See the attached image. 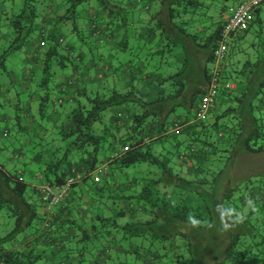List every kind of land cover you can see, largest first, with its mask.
Here are the masks:
<instances>
[{
    "label": "trees",
    "instance_id": "16d2710c",
    "mask_svg": "<svg viewBox=\"0 0 264 264\" xmlns=\"http://www.w3.org/2000/svg\"><path fill=\"white\" fill-rule=\"evenodd\" d=\"M55 1L65 8L54 24L70 22L71 31L80 40L84 36L86 31L79 25L81 6L95 0H10V8L0 11V33L7 37L0 46V85L10 73L8 60L31 39L35 24ZM98 1L108 28L103 31L93 17L89 22L92 36L103 45L116 26L128 28L125 17L130 11L109 0ZM143 6L151 17L147 36L156 35V41L140 40L133 30L131 45L124 40L119 48L128 49L132 58L142 60L151 71L171 67L177 52L183 54V62L179 67L175 64L178 71L174 73H160L164 93L154 101L144 99L135 87L125 91L79 87L66 115L70 125H59L54 135L33 139L24 151L39 166L42 185L32 188L21 172L10 173L0 144V210L13 221L11 230L0 236V264H45L44 252L36 251L35 245L20 249L8 245L20 234L44 225L50 230L54 221L64 220L71 203L69 193L52 213L42 215L38 189L59 187L78 173L82 179L71 186V192L90 178L112 137L104 119L117 106L131 109L134 134L121 140V150L108 158V168L115 165L118 174L145 167L143 175L132 181L138 189L130 199L144 216L124 222V209L113 206L112 214L95 215L87 227L72 224L76 234L62 245L50 234L46 240L58 248L57 264H67L71 256L79 257L78 264H102L103 260L113 264H264V183L239 185L236 179L243 175L234 173L243 156L264 153L263 13L257 10L246 29L232 36L214 106L200 120L196 112L210 85L225 23L212 20V7L205 0H146ZM48 41L52 43L44 55L39 82L44 92L38 112L41 121L48 119L52 103L63 105L62 100L51 98L57 93L55 69L75 63L68 54H61L55 34L48 35ZM134 59L131 63L138 68ZM16 111L13 126L1 132L2 139L17 136L19 130L28 133L19 108ZM179 112L189 116L179 121ZM254 176L262 178L264 173Z\"/></svg>",
    "mask_w": 264,
    "mask_h": 264
},
{
    "label": "crops",
    "instance_id": "0c3cea01",
    "mask_svg": "<svg viewBox=\"0 0 264 264\" xmlns=\"http://www.w3.org/2000/svg\"><path fill=\"white\" fill-rule=\"evenodd\" d=\"M109 1L111 4L124 5L130 11L127 17H125V21L129 26L128 28L123 25L116 26L109 35V38H106L103 45L98 43L92 36V31L90 30L89 19L91 17L99 20V25L103 31L108 28L105 23L106 13L100 9V6L95 1L81 6L79 25L86 31L81 40L71 31L70 22L60 23L58 25L54 24L56 17L64 13L65 6L60 1L51 3L49 9L43 12L42 18L35 24V32L32 34L31 39L25 43L19 53L14 55L16 62L13 61V64L15 62L17 68L11 65L9 67L11 68L9 69V75L5 78L4 83L0 85V100L4 99L3 103H0V109L3 110L6 106L13 107L15 110L19 108V114L23 110L25 116L23 121L28 131V133H22L19 130L17 136L16 133H13L9 138L2 139L1 132L12 127L13 122L6 121L0 114V144L4 145L3 162L10 173L18 174L21 172L24 180L29 181L27 183L32 188L42 185L41 171L39 166L28 160V155L30 154L27 155L24 151L29 150L28 148L31 147L33 139L36 140L48 133L54 135L56 133L55 129L59 125H70V120L66 115L71 110V100L79 87L84 84L97 85L106 89L116 87L121 91H125L129 87H135L136 92L144 99L154 101L164 93L163 87L160 85V81L164 75L161 74L178 71L175 64L179 67L183 62V54L177 52L173 59L175 64L171 67H167L161 71H151L142 64V60L139 62L138 59L132 58L133 55H131L128 49L123 51L119 48L124 40L126 44L131 45L133 41L131 39L133 30L140 34L139 38H142L140 40L154 42L157 36L154 34L150 37L147 36L146 25L149 24L151 17L150 12L143 6L146 0ZM224 1L229 2L225 4ZM240 1L205 0L206 4L212 7V20L223 23L228 19L229 7L235 6ZM0 3L9 4L8 8L11 6L10 0H0ZM3 10L4 8L0 6V11ZM52 34H55L57 37L61 54H68L74 59L75 63H68L64 67H57L55 69L54 84L57 87V93L54 95L51 94V97L54 98L52 100L53 102L59 99L62 100L63 105L59 107L52 103L49 109L48 119L41 121L38 112L41 97L44 92L39 88V82L42 77L44 55L48 46L52 43L48 41V35ZM6 38H2L0 33V46L4 44ZM78 54L80 57H78ZM132 59H134V62H137L136 65L138 68L133 66V63H131ZM16 71L20 73L19 77L16 76ZM18 88H21L22 92H27L26 99L19 100ZM235 90L239 92L240 89L235 87ZM20 104L25 105L24 109L20 108ZM32 107L35 109L33 110ZM131 113V109L128 107L117 106L112 108L110 113L105 117L104 120H107L108 129L111 132L110 134H112L108 149L105 151L106 155L100 158L101 160L97 164L94 172L89 174L90 178L77 184L69 192L71 203L68 214L64 215V220L62 221L61 218L59 221H54L50 230H46L48 226L44 225L36 231L33 230L20 234L8 245L10 248L20 249L27 244L35 245L36 251L44 252L45 264H57L60 262L58 248L55 245H50V242L48 243L46 240V237L50 234L56 238L58 245H62L63 242L69 240L70 235L76 234L71 229L72 224L87 227V222L95 215L108 216L112 214L113 210L111 211V209L113 206L114 209L118 207L124 209V222L141 220L144 214L138 210L136 204L130 202V199L137 195L138 189L132 181H134L135 177H141L143 175L145 167L139 165L118 174L114 173L115 169L113 168H115V165L109 166L108 168L110 163L108 158L113 157L121 150L119 147L121 146V140L134 134L131 120L129 119ZM178 116L179 121H184L189 114L179 112ZM174 118L176 117L173 116L172 120ZM91 157L92 155H89L87 158L91 159ZM103 165L106 166V171L101 174H96V169ZM26 166H31L32 170L35 168L39 174H36L32 170L26 174L25 168H23ZM186 166L190 169L191 163L187 162ZM79 167L81 166L79 165ZM107 173H109L108 176ZM34 180L36 183H33ZM101 181L102 183L97 185ZM47 213L46 209L41 207V214L45 215ZM9 224L12 226L13 221L9 220ZM78 261V256H71L66 263L78 264ZM101 263L113 264L111 260H103Z\"/></svg>",
    "mask_w": 264,
    "mask_h": 264
},
{
    "label": "built area",
    "instance_id": "2783aa9c",
    "mask_svg": "<svg viewBox=\"0 0 264 264\" xmlns=\"http://www.w3.org/2000/svg\"><path fill=\"white\" fill-rule=\"evenodd\" d=\"M264 11V0H241L235 6L229 7L228 19L225 22L221 39L218 48L215 52V63L211 68V80L207 92L201 98L196 112V118L204 120L210 109L214 106L215 98L219 91V75L223 60L227 54L231 38L237 32L245 29L254 19L257 10ZM95 35L99 36V32ZM227 88H232V85H226ZM178 126L175 125L174 131H178ZM127 150L126 147L123 149ZM106 171V166H100L96 169V174H101ZM82 179V175L76 173L66 179L65 183L59 187L41 186L38 191L40 193L41 202L48 213H52L53 209L60 205L68 196L69 190L73 184Z\"/></svg>",
    "mask_w": 264,
    "mask_h": 264
},
{
    "label": "rangeland",
    "instance_id": "374dc122",
    "mask_svg": "<svg viewBox=\"0 0 264 264\" xmlns=\"http://www.w3.org/2000/svg\"><path fill=\"white\" fill-rule=\"evenodd\" d=\"M98 2H99L98 0H95V3L97 5H99ZM228 2L229 1H224L225 4H228ZM0 6L3 7L5 10H8L9 4L0 3ZM261 13L264 14V11H262ZM261 18L264 22V16L263 15H261ZM13 61L16 62V60H14V56H12L8 61L9 67H11V65H12V67L17 68L16 63L14 62V64H13ZM16 76L17 77L20 76V73H18L17 71H16ZM17 92L19 94V100L26 99L25 96L27 95V92H22L21 88H18ZM3 100L4 99L0 100V103H3ZM21 104H23V103L21 102ZM21 104H20V108L24 109L25 105H21ZM32 109L34 110L35 108L32 107ZM16 112L17 111L15 110V108L8 107V106H6L3 110L0 109V114L2 115V117L10 123H11V121L14 123ZM23 113H24V111L21 110L20 115L22 114L21 116L25 117V116H23L24 115ZM32 113H34V112H32ZM36 118H38V117H36ZM2 158H3V156H2ZM23 168H25L26 174L28 171L32 170L31 166H28V167L26 166ZM32 171L36 172V174H39L38 170H36L35 168H33ZM234 171H235L234 172L235 175L239 174V173H241V175H243V177H239L238 179H236L237 180L236 184L244 185L245 183L253 182L256 185H259L261 183H264V176L262 178H258L257 176H254L255 174L264 173V153L257 154V155L256 154H246L245 156H243L242 159H240L237 166H235ZM249 175H251V176H249ZM27 182H29V181H27ZM30 182H32V181H30ZM33 183H36V181L34 180ZM0 211H1L0 212V235L3 236L4 234H6L7 230H9V231L11 230L12 226L9 224V220H11V219L6 214L5 210H0ZM5 246H7V244Z\"/></svg>",
    "mask_w": 264,
    "mask_h": 264
}]
</instances>
